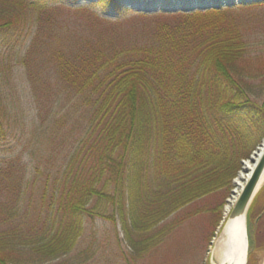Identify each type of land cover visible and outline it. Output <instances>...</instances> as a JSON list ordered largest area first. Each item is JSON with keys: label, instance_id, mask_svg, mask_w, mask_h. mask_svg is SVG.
I'll return each mask as SVG.
<instances>
[{"label": "trees", "instance_id": "1", "mask_svg": "<svg viewBox=\"0 0 264 264\" xmlns=\"http://www.w3.org/2000/svg\"><path fill=\"white\" fill-rule=\"evenodd\" d=\"M45 12L0 0V86L2 72L10 85L18 69L33 93L73 99L76 119L63 134L71 149L55 173L38 141L30 172L24 154L0 163V264H41L72 251L86 220L116 218L97 211L104 201L126 236H144L143 244L164 239L196 209L214 211L218 198L211 199L264 140V103L257 100L264 95V16L88 18L77 28L64 24L65 13ZM4 112L0 105L1 140ZM263 195L264 185L248 213L247 264ZM27 239L35 242L31 251Z\"/></svg>", "mask_w": 264, "mask_h": 264}, {"label": "rangeland", "instance_id": "2", "mask_svg": "<svg viewBox=\"0 0 264 264\" xmlns=\"http://www.w3.org/2000/svg\"><path fill=\"white\" fill-rule=\"evenodd\" d=\"M11 1L20 10L28 14L44 13L45 11V13L51 12L54 14L65 13L64 24L68 27L77 28L78 25L86 23L88 18L96 21H125L132 18L147 19L149 21H170L197 15L220 17L236 11L253 12L264 16V0H210L189 4L188 2L178 1L166 3L163 0H149L147 3L141 4L136 0H119L124 6L123 12L116 6V0H104V2L99 3H97L98 0ZM78 11L79 13H74ZM16 52L17 50L11 51V54H13L11 57H14ZM17 70L15 69L12 75H8L10 85L5 84V78L2 77L3 72L1 73L0 105L5 110L7 137L4 140L0 138V163L16 155L24 154L25 159L23 162L28 165L27 171L30 172V168L34 166L33 162H29L34 159L30 158L31 151L36 147L35 144L38 141L41 142V145L45 143L42 146L44 151L46 150V157L50 156L52 159L48 168L55 173L61 168L65 156L71 149V143L67 140L64 142V135L71 128L73 120L76 119V116L73 118L74 115H77L73 108L75 101L67 98L64 94L33 93L27 88L24 73ZM257 100L260 104L264 103V95L259 96ZM71 117L72 121L68 122ZM240 126L242 125H235V127ZM44 137L46 141H44ZM263 144L264 140L250 159L242 162L241 169L235 173L229 187L217 193L216 198L211 199L218 198L220 206L217 204L212 212H206L205 207H201L202 212L200 208L199 210L196 209L195 214L187 218L188 220L177 226H170L172 222H176L174 220L178 215L191 212L188 207H192L194 204L185 206L179 213L173 214L158 227L160 229L170 226V230L165 233L164 239H162V236L158 238L156 236L143 244L142 238L144 239V236L142 237L135 232L131 239L128 238L123 227V220L114 211L113 204L104 201L98 206L97 211L103 213L102 209H104L107 213H104L105 215L111 217L116 215V218L107 219L98 214L94 219L86 220L84 231L79 240L77 238L72 251L41 264L222 263L221 256L217 253V247L221 237L219 230L222 227V221L227 216L226 209H233L250 178L252 168L257 160L256 156ZM33 177V173H29L28 180L33 181ZM44 178L45 176L42 177V179ZM263 185L264 173L260 182V189ZM35 186L38 187L39 183ZM28 197L30 199V192ZM125 197H127V193ZM256 205L257 207L253 211V221L257 219V223L255 225L251 224L255 247L249 264H262L264 260V195ZM19 206H22L21 201ZM125 208L128 209V206L126 205ZM32 220H35V217ZM35 228L39 229L37 225ZM156 230L157 228H154L150 235H154ZM28 241V250L31 251V247L35 246V242ZM25 247L26 244L19 245L20 249L25 250Z\"/></svg>", "mask_w": 264, "mask_h": 264}, {"label": "bare ground", "instance_id": "3", "mask_svg": "<svg viewBox=\"0 0 264 264\" xmlns=\"http://www.w3.org/2000/svg\"><path fill=\"white\" fill-rule=\"evenodd\" d=\"M206 8V7H202ZM262 147L256 156L261 155ZM253 165L251 166V168ZM253 169V168H252ZM227 210V216L223 220L219 234L221 235L217 247V253L222 262L226 264H245L247 261V221L244 215L230 217L231 210ZM264 264V260L263 263Z\"/></svg>", "mask_w": 264, "mask_h": 264}, {"label": "water", "instance_id": "4", "mask_svg": "<svg viewBox=\"0 0 264 264\" xmlns=\"http://www.w3.org/2000/svg\"><path fill=\"white\" fill-rule=\"evenodd\" d=\"M263 148H264V144H263ZM263 173H264V150L261 151V155H259V158L256 160L250 178L247 184L245 185V187L243 188L242 192L240 193L233 209L231 210L229 218L234 216L244 215L247 221V216L251 204L260 190V182ZM247 254H248V234H247ZM220 264H226V262H222Z\"/></svg>", "mask_w": 264, "mask_h": 264}]
</instances>
